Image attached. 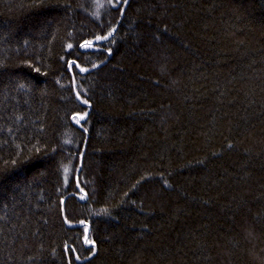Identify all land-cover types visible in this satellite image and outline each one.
I'll return each mask as SVG.
<instances>
[{
    "label": "trees",
    "instance_id": "trees-1",
    "mask_svg": "<svg viewBox=\"0 0 264 264\" xmlns=\"http://www.w3.org/2000/svg\"><path fill=\"white\" fill-rule=\"evenodd\" d=\"M0 264H264V0H0Z\"/></svg>",
    "mask_w": 264,
    "mask_h": 264
},
{
    "label": "snow or ice",
    "instance_id": "snow-or-ice-1",
    "mask_svg": "<svg viewBox=\"0 0 264 264\" xmlns=\"http://www.w3.org/2000/svg\"><path fill=\"white\" fill-rule=\"evenodd\" d=\"M88 46H91V45L89 44ZM69 47H71V46H69Z\"/></svg>",
    "mask_w": 264,
    "mask_h": 264
}]
</instances>
